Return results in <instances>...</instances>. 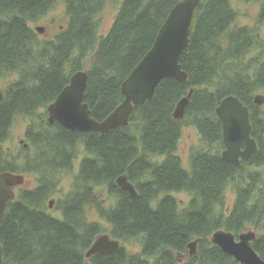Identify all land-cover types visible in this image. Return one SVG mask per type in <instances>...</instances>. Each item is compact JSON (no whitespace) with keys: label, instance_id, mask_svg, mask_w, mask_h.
Here are the masks:
<instances>
[{"label":"trees","instance_id":"obj_1","mask_svg":"<svg viewBox=\"0 0 264 264\" xmlns=\"http://www.w3.org/2000/svg\"><path fill=\"white\" fill-rule=\"evenodd\" d=\"M58 1L0 0V80L17 77L0 103V173L39 176L35 190L20 192L6 206L0 222L3 263L84 264L82 253L101 233L85 215L96 206L113 240L126 245L137 241L141 255L159 258L156 264H177L174 255L185 254L196 239H201L197 257L185 264H239L208 239L217 230L238 235L252 227L264 232V183L258 173L246 176L242 171L264 165V107L254 104L255 94L264 90V66L245 64L252 49L250 30L233 28L237 14L228 0H201L179 61L186 82L161 81L151 100L134 107L126 128L106 134L72 132L46 121L47 107L71 76L87 73L83 103L94 120L103 121L123 101L121 84L181 0H123L103 39L97 34L98 16L106 0H63L66 27L52 40L41 39L30 24ZM192 89L184 119L175 122V106ZM228 96L247 108L250 136L258 149L240 166L221 157L222 130L215 109ZM40 110L45 112L38 114ZM17 116L31 120L25 133L31 153L14 170L2 144ZM184 126L195 128L200 137V146L189 156V173L177 156ZM79 146L86 158L71 193L58 204L62 219H52L44 211L46 202L73 169ZM123 174L134 185L136 198L116 186ZM229 187L235 202L226 216ZM100 191L114 198L109 209H103ZM178 193L191 198L181 210L172 196ZM252 247L264 261V235ZM123 256L122 249L104 255L101 264H119Z\"/></svg>","mask_w":264,"mask_h":264},{"label":"water","instance_id":"obj_2","mask_svg":"<svg viewBox=\"0 0 264 264\" xmlns=\"http://www.w3.org/2000/svg\"><path fill=\"white\" fill-rule=\"evenodd\" d=\"M201 0H181L170 11L162 24L151 49L139 64L131 71L121 84L123 101L103 121L91 117L87 104L83 103L88 76L85 71L73 74L69 84L61 91L55 101L47 107L48 124L55 123L72 131L80 133L106 134L112 130L126 128L134 107L151 100L158 84L165 79H174L180 84L187 80V74L179 64L180 58L190 41V34L195 18V12ZM36 33L42 34L43 28H35ZM193 89L175 106L172 118L175 122L184 119ZM4 95L0 92V103ZM254 103L264 104V97L256 95ZM222 130V159L237 166L240 158H250L257 154L256 142L251 138V125L247 108L234 96L221 101L215 110ZM24 178L7 172L0 173V222L6 206L15 199L13 189L21 187ZM116 186L131 197L138 193L129 182L126 174L116 179ZM51 207V204L49 205ZM256 235L252 231L242 233L237 240L231 232L217 230L211 236L212 245L223 253L231 256L240 264H264V261L254 251L252 244ZM201 239L189 243L190 256H196V247ZM120 247V242L112 240L109 235H101L86 253V258L98 253H109ZM0 264L3 263L2 245L0 244Z\"/></svg>","mask_w":264,"mask_h":264},{"label":"rangeland","instance_id":"obj_3","mask_svg":"<svg viewBox=\"0 0 264 264\" xmlns=\"http://www.w3.org/2000/svg\"><path fill=\"white\" fill-rule=\"evenodd\" d=\"M122 2L123 0L105 1L104 7L100 15L98 16L99 23H98L97 34L99 39H103L104 37H106V35L110 31L114 23V20L118 14V11L122 5ZM228 2L232 10L237 14V19L235 21V24L233 25V28L234 29L247 28L250 30L252 27H255L256 23H258L256 28L259 31L260 35L264 38V22L263 21L260 22V19H258L257 17L259 14L260 5L255 4L253 0H228ZM66 25H67V16L65 13L64 2L63 0H59L55 8H53L39 22L30 24V28L33 29L34 31L35 28L37 27L43 28L44 32L42 34H39L38 36H40V38L44 40H52L59 32L64 30ZM247 55H249V53ZM251 55H249V57L246 56L245 64L249 62L250 58L252 57ZM16 79L17 77L15 75H10L8 77L1 79L0 92L4 93L5 89L9 86V84L15 81ZM257 94H262L264 96V90L258 92ZM44 112L45 110H40L38 114H43ZM30 122H31L30 119H26L21 116H17L14 118L11 129L9 131V136L6 139V141L2 144L3 151L6 154L5 158L8 159V161H11V157L13 154L15 155L18 154L19 147L21 145L20 141H23V143L26 142L25 133ZM199 146H200V137L196 129L190 126H184L182 128L181 139L179 141L177 148V156L180 157L182 162V167L188 173L190 172V165H189L190 153L193 148H197ZM85 158H86V153L84 151V148L82 146H79L77 150V157L73 163V169L69 172L68 175H65L60 180L59 184H57L56 186L55 192L46 202L44 211L49 215H51L52 217L59 218V216H61V211L58 208V204L61 200H63L67 195L71 193L74 177L78 174L79 166L82 160ZM160 160L162 161V158ZM245 172L247 174L258 173L261 176L262 182L264 183V165L260 168H257L256 170L250 171L251 173L247 172V170ZM24 178H25V182L23 186L24 190L33 191L38 187L39 176L37 174L27 173L26 175H24ZM172 196L178 202L180 210L186 208L191 199L187 193L172 194ZM98 197H100L101 199L103 209H109L114 204V198L108 196L107 191L98 192ZM234 202H235V194L233 192V189L229 187L225 192L224 214H226V216L230 213L234 205ZM50 204L51 207L49 208ZM156 204L157 201H155L152 204V206L156 207ZM85 215L89 223L98 224L100 226L101 233L97 237L101 235L109 234L110 226L107 224L106 221L100 219L98 209L96 206L89 207L86 210ZM248 231L254 232L256 235V239L259 236L264 235V232L262 230H256L252 227H247L246 230L242 233H246ZM211 236L208 239L210 243H211ZM125 249L127 250V252H129V255L132 256H136L141 253V248L137 241L132 242V244H127L125 246ZM188 253H189V249L187 250L186 255H184L185 258L183 259V261L187 259ZM84 264H88V263H84Z\"/></svg>","mask_w":264,"mask_h":264},{"label":"flooded vegetation","instance_id":"obj_4","mask_svg":"<svg viewBox=\"0 0 264 264\" xmlns=\"http://www.w3.org/2000/svg\"><path fill=\"white\" fill-rule=\"evenodd\" d=\"M253 2L255 4H257V5H260L259 14H258L257 17H258V19H260V22L261 21L264 22V0H253ZM257 25H258V23L255 24V27H252L250 29L252 49L248 53H249V55L252 54L251 55L252 57L250 58V60L252 62L251 63H247L246 64L247 66H264V38L260 35L259 31L257 30V28H256ZM249 55H247V56L249 57ZM257 95H262V94H257ZM257 107L263 108L264 104L262 106H257ZM47 119H48V116H47ZM20 144L21 145L19 147L18 154L17 155L13 154L12 157H11V161H10L11 166L13 167L14 170H17L19 162H21V160L23 161L24 157H26V155H29L31 153L29 151V147H28V143L27 142L23 143V141H20ZM26 153H28V154H26ZM243 159H248V158H240L239 164L237 166H240V163H241V161ZM0 162H1V157H0ZM256 169L257 168H255V167H248L247 166V167L242 168V171H243V173H246L245 171L247 170V172L251 173L250 171H253V170H256ZM13 174L20 175V176H22L24 178V175H26L27 173H19V174L18 173H13ZM255 174H257V173H255ZM247 175H249V174H246V176ZM250 175H252V174H250ZM24 182H25V178H24ZM23 186H24V184L21 187H17V188L13 189L14 194H15V199L12 202H16L20 192L27 191V190L23 189ZM46 214L52 219H56V220H61L62 219V214H61V216H59V218L52 217L48 213H46ZM236 236L238 237L239 235H236ZM96 238H98V237H96ZM96 238H95V240L92 241V243L90 244L89 248L96 241ZM198 245H199V243H198ZM198 245H197V253H198ZM125 246H126V244H120V247L118 249H116V250H113V251H111L109 253H100V254L98 253V254H96L94 256H91L89 258H86V253L89 250V248H87L82 253L83 263L101 264V262H102L101 260H102L104 255L112 254L114 252H119L121 249L124 251V256H123L122 260H119V264H156L158 262V260H159V258H157L155 256H144V255H141V254L136 255V256L129 255V252H127V250L125 249ZM186 253H187V247H186L185 254H183V255L175 254L174 255V258H175L177 264H185L189 259L197 257V255L196 256H190L188 254L187 259L185 261H183V259L185 258L184 255H186ZM152 260L153 261L155 260V261L153 262Z\"/></svg>","mask_w":264,"mask_h":264},{"label":"bare ground","instance_id":"obj_5","mask_svg":"<svg viewBox=\"0 0 264 264\" xmlns=\"http://www.w3.org/2000/svg\"><path fill=\"white\" fill-rule=\"evenodd\" d=\"M228 97H229V96H228ZM226 98H227V97H226ZM224 99H225V98H224ZM224 99H223V100H224ZM220 103H221V102H220ZM220 103H219V104H220ZM254 104H255V103H254ZM218 106H219V105H218ZM218 106H217V107H218ZM215 110H216V109H215ZM46 113H47V109H46ZM47 116H48V114H47ZM47 122H48V121H47ZM223 149H224V147H223ZM222 152H223V151H222ZM221 155H222V153H221ZM221 157H222V156H221ZM2 173H4V172H2ZM10 174H11V173H10ZM14 175H16V174H14ZM115 181H116V180H115ZM79 232H80V231H79ZM241 234H242V233H241ZM108 235H109V234H108ZM233 235H234V234H233ZM234 236H235V239L237 240L238 237H237L236 235H234ZM236 237H237V238H236ZM96 239H97V238H96ZM120 244H122V243H120ZM78 247H79V246H78ZM89 249H90V248H89ZM167 250H168V249H167ZM187 250H188V249H187ZM99 254H100V253H99ZM224 254H225V253H224ZM228 256H229V255H228ZM230 257H231V256H230ZM231 258H232V257H231ZM237 263H238V262H237ZM239 264H240V263H239Z\"/></svg>","mask_w":264,"mask_h":264}]
</instances>
